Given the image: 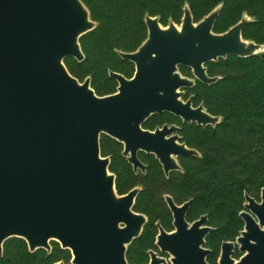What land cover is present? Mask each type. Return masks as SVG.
<instances>
[{
    "label": "water",
    "instance_id": "1",
    "mask_svg": "<svg viewBox=\"0 0 264 264\" xmlns=\"http://www.w3.org/2000/svg\"><path fill=\"white\" fill-rule=\"evenodd\" d=\"M222 6L195 22L185 3L180 23L170 19L166 26L146 14V39L132 52L118 51L133 63V76L109 71L116 91L97 95L89 76L79 81L64 63L84 60L80 38L97 26L82 0H0V255L7 239L20 237L30 252H49L57 241L71 251V264H128L127 246L146 217L132 210L138 188L118 196L100 134L124 143L135 170H144L138 151L153 154L166 175L179 169L176 157L199 156L176 134L166 138L175 125L151 132L142 124L163 112L203 127L220 122L202 103L194 107L192 95L183 100L185 89L217 81L207 74L208 62L264 52V44L242 36L252 21L246 13L214 32ZM245 200L244 229L236 242L222 244L218 264H264V189L261 203L247 194ZM166 202L175 231L159 228L156 244L170 258L150 252V264H209L207 216L188 223L190 201L178 206L166 196ZM235 245L242 253L237 260Z\"/></svg>",
    "mask_w": 264,
    "mask_h": 264
},
{
    "label": "trees",
    "instance_id": "2",
    "mask_svg": "<svg viewBox=\"0 0 264 264\" xmlns=\"http://www.w3.org/2000/svg\"><path fill=\"white\" fill-rule=\"evenodd\" d=\"M89 8L97 26L80 38L84 60L67 57L64 63L79 81L91 78L97 95L113 93L117 81L109 71L131 77L134 65L124 60L118 51L132 52L147 37L146 14L159 16L161 25L171 19L180 23L183 6L189 5L194 21L200 20L216 5L222 3L214 24V32H223L240 20L243 13L252 18L242 30L245 39L264 44V0H82ZM207 74L219 78L212 84L196 81L184 97L193 95L194 105L203 104L207 112L220 116L215 126L195 123L181 124L180 134L185 143L199 151L197 157L181 159L182 173L164 177L158 162L145 156L147 176L140 178L146 185L139 194L134 210L146 213L150 220L169 218L163 194H170L176 202L193 198L187 217L189 220L206 213L217 228L211 232L207 244L213 249L208 256L215 263L219 241L233 239L242 228L238 212L244 193L257 196L264 186V52L249 57L228 55L216 62H208ZM182 74L189 69L181 67ZM180 122L164 112L150 117L144 127L157 123ZM102 155H111L110 170L117 172L116 188L123 193L133 186L134 176L120 155V146L111 138H100ZM168 221L169 220H161ZM151 222L142 236L129 247L127 258L135 264L147 260L143 251L152 243ZM139 249L135 252L136 249ZM136 253V254H135ZM70 253L51 241V252L43 249L30 252L23 238L5 241L0 264L68 263Z\"/></svg>",
    "mask_w": 264,
    "mask_h": 264
},
{
    "label": "flooded vegetation",
    "instance_id": "3",
    "mask_svg": "<svg viewBox=\"0 0 264 264\" xmlns=\"http://www.w3.org/2000/svg\"><path fill=\"white\" fill-rule=\"evenodd\" d=\"M181 67H183V66H180L179 67V70H180V68ZM186 68H188V67H186ZM189 69V73H187V74H182V72H181V74L182 75H184V76H188V77H193L192 76V73H191V70H190V68H188ZM133 73H134V71H133ZM133 73H132V75H131V77L133 76ZM128 78H130V77H128ZM118 85V84H117ZM117 87V86H116ZM192 88H190V89H185V94H186V92L188 91V90H191ZM115 91H116V89H115ZM114 91V92H115ZM192 94H189L187 97H182L183 98V100H187L188 98H189V96H191ZM193 96V95H192ZM192 104H193V106L194 107H197L198 105H194V103H193V99H192ZM164 113V112H163ZM163 113H161V114H163ZM167 113H169V112H167ZM160 114V115H161ZM169 114H171V113H169ZM153 115H155V114H153ZM153 115H151L150 117H152ZM159 115V114H158ZM171 115H173V114H171ZM175 118H178L179 120H180V122H177V121H174V122H162V123H157V124H155L152 128H146V127H144V123L150 118H148V119H146L145 121H144V123L142 124V129L143 130H148V131H151V132H154V130L156 129V128H161L163 125H168V126H170V125H175L176 127H178V129H177V131L176 132H173L171 135H167L166 136V138H168V137H170V136H172V135H174V134H176L178 137H180V140L178 141V143L179 144H184L187 148H189V149H195V150H197L196 148H193V147H190V146H188L186 143H185V141L183 140V137H182V135L180 134V130H181V128H182V125L181 124H190V123H183V121H182V119L181 118H179V117H177V116H175V115H173ZM192 123H195V122H192ZM196 124V123H195ZM102 135H104V136H107V137H109V138H111V139H113L119 146H120V151H119V153H120V155L125 159V161H126V163L128 164V166H129V173H130V175H132V176H134L136 179H133V186H131L130 188H128L126 191H124L123 193H119L118 191H117V188H116V179H117V172H115V171H111L110 170V164H111V155H106V156H104V155H102V153H101V147H100V153H101V156H102V158H105V157H108L109 158V166H108V170H109V172L110 173H112V174H114L115 175V189H116V192H117V194H118V196H122V195H125V194H127L129 191H131L132 189H134V188H138V192H137V195H136V197H135V200H134V204H133V207H132V210L134 211V212H136V213H140V214H143L145 217H146V223L143 225V228H142V231H141V234L139 235L140 237L142 236V234H143V231H144V229H145V227L148 225V223L149 222H151V225H150V227H151V229L153 230V232H152V243L151 244H149V245H147V247L143 250L144 252H145V254L147 255V260L146 261H144V262H142L141 264H150V261H151V255H150V252H153V253H155L157 256H159V257H161V258H164V259H166L167 261H168V259L170 258V255L168 254V253H166V252H162L161 250H160V248L158 247V245L156 244V241H157V235L159 234V228H162L164 231H166V232H168V233H171V232H174L175 231V227H174V225H173V221H174V218H173V213H172V211H171V209H170V207L168 206V204H167V202H166V196H169V197H171V199L173 200V202L176 204V205H178V206H181L184 202H187V201H190V205H189V207L191 206V202H192V199L193 198H189V199H186V200H183V201H181V202H176L175 200H174V198L170 195V194H163V200H164V202H165V205H166V207H167V210H168V213H169V218L168 219H165V218H157V219H155V220H150L149 219V217L147 216V214L146 213H143V212H140V211H135L134 210V205H135V202H136V200H137V198H138V196H139V194L144 190V187L146 186L141 180H140V178H142V177H146L147 176V169H148V163L145 161V160H143V158L146 156H152V157H154V159L158 162V164H159V166H160V168H161V171H162V173H163V175H164V177H168V176H170V175H172V174H175V173H182L183 172V167H182V164H181V159H183V158H186V157H197L196 155H188V156H178V157H176V161H177V164L179 165V169H177V170H171L170 172H169V174H165V172H164V170H163V166L160 164V162L155 158V156L153 155V154H151V153H147V152H145V151H138L137 152V157H138V159H139V161L144 165V170H142V169H140V168H137V170H135L134 169V167H133V165L131 164V163H129V161H128V158L126 157V156H124L123 155V151H124V143H122V142H120V141H118L117 139H115V138H112L111 136H109V135H107V134H104V133H102V134H100V138H101V136ZM99 145H100V139H99ZM197 152H199L198 150H197ZM132 173V174H131ZM264 189V186H262L260 189H259V192H258V194H257V196H252V195H249L248 193H244V200H243V204H242V208L239 210V212H238V215H239V217H240V219H241V221L243 222V226H242V228L241 229H239L238 230V232H237V235L233 238V239H222V240H220L219 241V245H218V253H217V256H216V259H215V263L214 264H218V260H219V257H220V253H221V246H222V244L224 243V242H236V238L240 235V232L244 229V221H243V219L241 218V216H240V212L241 211H244V210H246L245 208H244V204H245V202H246V200H245V195L247 194V195H249L250 197H252V198H254L257 202H259V203H261L262 202V190ZM189 209V208H188ZM188 211L189 210H187V212H186V215H185V219H186V221L188 222V223H192V222H194V221H196V220H198L201 216H203V215H206L207 216V222H206V224H205V226H207V227H209V228H211V230L208 232V234L206 235V237H205V244H204V248L205 249H208L209 250V254L207 255V257H206V261L209 263V264H211L209 261H208V256H210L212 253H213V249L210 247V246H208V244H207V240H208V237H209V235H210V233L211 232H213V231H215V229L217 228L214 224H212L211 223V221H210V219H209V216H208V214H206V213H203V214H200V215H198L196 218H194V219H192V220H189L188 219V217H187V214H188ZM161 220H169V222L168 221H161ZM13 238V237H12ZM20 238V237H19ZM137 238H139V237H137ZM136 238V239H137ZM10 239V238H9ZM136 239H134L128 246H127V250H126V259H127V262H128V264H135V262L132 260V262H129V260H128V258H127V254H128V250H129V247L135 242V240ZM8 240V239H7ZM52 241H54V240H52ZM55 242H57V241H55ZM5 243V242H4ZM4 243H3V245H4ZM58 243V242H57ZM59 244V243H58ZM50 245H51V241H50ZM60 246V245H59ZM60 248H61V246H60ZM63 249V248H62ZM136 249V248H135ZM43 250H45V249H43ZM66 250H68L69 251V253H70V259H69V261H68V263H65L64 261H62V260H59V261H57V262H55V263H53V264H56V263H59V262H62L63 264H71V259H72V254H71V251L69 250V249H66ZM139 249H136L135 250V252L138 254V251ZM47 253H50L51 252V250L48 252L47 250H45ZM135 253V254H136ZM3 255V250H2V254L0 255V256H2ZM242 255V253H240L239 252V250H238V246L237 245H235V247H234V254L232 255V257L233 258H235L236 260L237 259H239V257Z\"/></svg>",
    "mask_w": 264,
    "mask_h": 264
}]
</instances>
